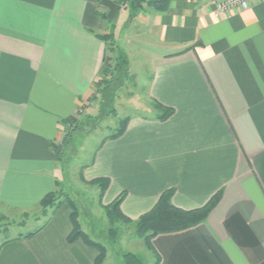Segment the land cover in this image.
<instances>
[{"label": "crops", "instance_id": "obj_1", "mask_svg": "<svg viewBox=\"0 0 264 264\" xmlns=\"http://www.w3.org/2000/svg\"><path fill=\"white\" fill-rule=\"evenodd\" d=\"M220 1L130 20L127 0H0V206L34 210L63 182L65 136L104 70L98 35L118 43L131 28L152 57L150 114L102 141L83 182L109 180L102 205L124 193L132 221L169 189L183 210L220 194L206 221L152 240L160 264H264V0L218 16ZM71 215L63 205L32 237L0 242V264H94L96 250L68 241Z\"/></svg>", "mask_w": 264, "mask_h": 264}, {"label": "rangeland", "instance_id": "obj_2", "mask_svg": "<svg viewBox=\"0 0 264 264\" xmlns=\"http://www.w3.org/2000/svg\"><path fill=\"white\" fill-rule=\"evenodd\" d=\"M126 5L129 8V0ZM125 29L116 43L119 50L107 51L105 65L115 64V54L122 53L121 55L129 57L130 75L125 76L126 67H123L110 83L104 82L103 88L106 84H111L107 94L104 96L102 93L93 98L87 105V110L83 109L79 120L69 130L72 137L62 153V189L76 203L83 230L92 240L107 248L104 264H126L127 253L138 255L145 264H154L153 253L136 234L133 225L116 224L114 228H117V236H111L112 226L105 214V205H102L100 199V188L97 184L83 182L81 177V171L91 162L102 141L116 132L123 119L136 114H150L145 99L148 97L152 57L145 48L141 50L136 36L129 38L131 28L129 31L128 28ZM132 31L134 32V29ZM46 220L40 206L28 212L0 206V242L34 232L42 227Z\"/></svg>", "mask_w": 264, "mask_h": 264}, {"label": "trees", "instance_id": "obj_3", "mask_svg": "<svg viewBox=\"0 0 264 264\" xmlns=\"http://www.w3.org/2000/svg\"><path fill=\"white\" fill-rule=\"evenodd\" d=\"M145 7H151L158 11H164L169 7V0H129L130 20H134L139 15V13H141L145 9ZM98 37L105 43L106 56L108 50H119V47L116 46L117 41L113 33L98 35ZM121 54H115V64L107 63V65H105L102 76L99 78V80H97L95 84L97 86V91L93 98L98 97L99 94L102 95V93L104 94V96L105 94H107L111 85L109 84V81H112L114 76L118 74V72L123 67H126L124 71L125 76L130 75L129 58ZM106 56L105 62L107 59ZM107 81L109 82V85L106 84V86L103 88L102 85ZM156 107L161 111L158 119L162 121L167 120L174 112L172 109L166 108L159 104H157ZM128 122L129 117L123 119L120 122L121 124L119 125L116 132L113 133L110 137L112 139H117L122 136L126 131ZM71 137L72 132H68L63 142V149L68 146ZM91 183L98 185V187L100 188V199H102L104 193L108 189L109 180L97 179L92 181ZM173 196L174 190H166L165 192H163L158 202L149 212L141 216L138 220L132 221L127 216H125L121 210V204L125 198V194H121L112 203L107 206H103L105 214L109 219L110 225L112 226V228L110 229L111 236L116 237L118 233L117 228H114V225H133L135 227L136 234L143 239L145 246L153 253L155 257L154 264H160V256L153 248L152 240L158 235L185 231L203 223L204 221H206L212 209L217 205L221 198V195L217 194L204 207L194 210H183L173 204ZM63 205H68L72 210L71 221L73 227L68 237V241L70 243H74L79 239L84 241L87 246L93 248L98 253L94 264H104L107 259V248L101 243L92 240L90 236L83 230L79 221L78 207L74 200L68 194H65L62 189V183L58 180L55 181V191L49 193L39 203L44 217L47 218L44 225L34 232H29L26 235L18 236V238L22 236L32 237L33 235L37 234L49 221L50 216ZM125 263L145 264L144 260L141 257L133 253H127L125 255Z\"/></svg>", "mask_w": 264, "mask_h": 264}, {"label": "built area", "instance_id": "obj_4", "mask_svg": "<svg viewBox=\"0 0 264 264\" xmlns=\"http://www.w3.org/2000/svg\"><path fill=\"white\" fill-rule=\"evenodd\" d=\"M254 1L255 0H222L216 3V14L220 16L223 14H230L236 10H247Z\"/></svg>", "mask_w": 264, "mask_h": 264}]
</instances>
